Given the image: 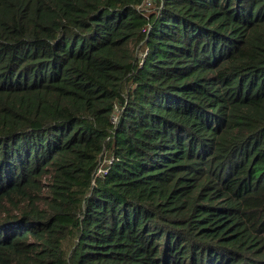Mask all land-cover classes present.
<instances>
[{
	"label": "trees",
	"instance_id": "1",
	"mask_svg": "<svg viewBox=\"0 0 264 264\" xmlns=\"http://www.w3.org/2000/svg\"><path fill=\"white\" fill-rule=\"evenodd\" d=\"M155 1L0 0V264H264V0Z\"/></svg>",
	"mask_w": 264,
	"mask_h": 264
},
{
	"label": "rangeland",
	"instance_id": "2",
	"mask_svg": "<svg viewBox=\"0 0 264 264\" xmlns=\"http://www.w3.org/2000/svg\"><path fill=\"white\" fill-rule=\"evenodd\" d=\"M150 2H151V6L150 7H143L142 8L144 13H148V12L152 11L156 7L157 3H156L155 0H150ZM110 163H111V160H109L108 153H103V156L101 158V165H100L101 167H100V170L97 172V174L102 173L104 171L105 167L108 164H110ZM97 174H96V176H99ZM69 246H70V241L66 240L65 241V249L69 248Z\"/></svg>",
	"mask_w": 264,
	"mask_h": 264
},
{
	"label": "built area",
	"instance_id": "3",
	"mask_svg": "<svg viewBox=\"0 0 264 264\" xmlns=\"http://www.w3.org/2000/svg\"><path fill=\"white\" fill-rule=\"evenodd\" d=\"M150 5H151L150 0H144L142 7H150ZM117 121H118L117 116L114 115L112 118V123L116 125Z\"/></svg>",
	"mask_w": 264,
	"mask_h": 264
}]
</instances>
